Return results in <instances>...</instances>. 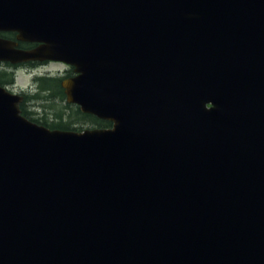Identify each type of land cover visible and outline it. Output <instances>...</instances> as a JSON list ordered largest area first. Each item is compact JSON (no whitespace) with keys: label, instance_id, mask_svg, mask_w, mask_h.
Returning a JSON list of instances; mask_svg holds the SVG:
<instances>
[{"label":"water","instance_id":"1","mask_svg":"<svg viewBox=\"0 0 264 264\" xmlns=\"http://www.w3.org/2000/svg\"><path fill=\"white\" fill-rule=\"evenodd\" d=\"M0 30L111 122L49 129L0 86V264H264V0H0Z\"/></svg>","mask_w":264,"mask_h":264},{"label":"flooded vegetation","instance_id":"2","mask_svg":"<svg viewBox=\"0 0 264 264\" xmlns=\"http://www.w3.org/2000/svg\"><path fill=\"white\" fill-rule=\"evenodd\" d=\"M0 38L16 42L15 48L25 51L40 45L39 42L18 40L17 33L14 31L0 30ZM51 63L60 64L63 67L54 72L39 71V68H44ZM17 72L28 73L30 79L27 86L18 85ZM75 75L73 68L62 62L32 60L11 64L0 61V86L21 97L19 107L22 115L28 120L50 129L59 130H84L103 127L99 123L89 120L80 123L78 118L68 113L69 109L71 111L79 110V106L66 100L63 81ZM55 106H62L63 111H55Z\"/></svg>","mask_w":264,"mask_h":264},{"label":"rangeland","instance_id":"3","mask_svg":"<svg viewBox=\"0 0 264 264\" xmlns=\"http://www.w3.org/2000/svg\"><path fill=\"white\" fill-rule=\"evenodd\" d=\"M63 66L62 65H60V64H56V63H51V64H48L47 66H45L44 68H39V71H41V70H47V71H49V72H54V71H56L57 69H61ZM17 83H18V85L19 86H21V87H25V86H27L28 84H29V76H28V73H25V72H17ZM55 109V111H63V107L61 106H58V107H54ZM67 112H68V110H67ZM69 114H73L74 115V111H71L70 109H69V112H68ZM74 117H75V115H74Z\"/></svg>","mask_w":264,"mask_h":264},{"label":"trees","instance_id":"4","mask_svg":"<svg viewBox=\"0 0 264 264\" xmlns=\"http://www.w3.org/2000/svg\"><path fill=\"white\" fill-rule=\"evenodd\" d=\"M74 115H75L76 118H78L80 123L89 120V121H93V122L99 123L103 127L110 125V122H108L106 120L99 119V118H97L95 116H92V115H89V114H87V115L83 114L80 110L74 111Z\"/></svg>","mask_w":264,"mask_h":264}]
</instances>
